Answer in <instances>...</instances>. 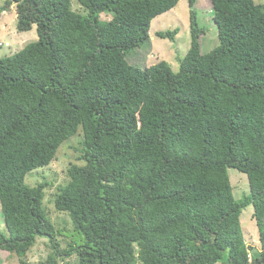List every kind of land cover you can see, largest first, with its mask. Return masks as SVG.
<instances>
[{"label":"trees","instance_id":"1","mask_svg":"<svg viewBox=\"0 0 264 264\" xmlns=\"http://www.w3.org/2000/svg\"><path fill=\"white\" fill-rule=\"evenodd\" d=\"M188 1L178 71L126 54L180 0H78L86 13L72 0L4 1L18 31L38 33L0 58V247L21 264L39 236L52 252L38 264H264V2L211 0L219 44L206 52ZM80 131L84 163L54 193L71 218L60 229L45 205L52 183L25 179ZM230 168L250 195L235 196ZM249 204L260 247L245 238Z\"/></svg>","mask_w":264,"mask_h":264},{"label":"rangeland","instance_id":"2","mask_svg":"<svg viewBox=\"0 0 264 264\" xmlns=\"http://www.w3.org/2000/svg\"><path fill=\"white\" fill-rule=\"evenodd\" d=\"M4 1L0 0V58L14 54L28 43L38 39L36 25H33L32 29L28 31L20 32L17 30L16 7L12 5L10 9L3 12L1 9ZM259 1L264 2V0ZM72 4L75 10L86 13L78 0H72ZM195 7L199 14L200 24L207 29V34L203 37V47L207 52L219 44L218 28L214 21L212 2L211 0H198ZM189 12V1L180 0L173 9L157 16L152 21L150 29L151 40L129 50L126 58L131 63L139 66H150L165 60L174 71H178L180 58L186 54L191 45ZM175 28L179 30L173 40L157 36L159 31ZM82 140L83 134L80 131L59 147L56 157L49 165L31 171L25 179L26 183L31 186H35L42 181L52 183L46 190L45 205L49 211L48 216L60 229L71 228V218L67 212L55 209L54 193L57 191L58 186L65 184L69 180V167L72 164L84 163V160L80 158L83 154V151H81ZM229 176L237 198H241L244 194L250 195V185L245 173L235 168H230ZM253 212V205L249 204L242 211L241 222L247 243L260 247L259 231L256 220L253 218ZM5 230V218L0 202V232H5ZM58 238L61 242V248H65L69 238L62 235H59ZM51 252L52 248L49 238L39 236L36 244L28 252L25 264H38L41 261H45ZM61 263L63 262L61 261ZM0 264H21V262L16 254H12L0 247Z\"/></svg>","mask_w":264,"mask_h":264},{"label":"crops","instance_id":"3","mask_svg":"<svg viewBox=\"0 0 264 264\" xmlns=\"http://www.w3.org/2000/svg\"><path fill=\"white\" fill-rule=\"evenodd\" d=\"M3 12H6V10H4Z\"/></svg>","mask_w":264,"mask_h":264}]
</instances>
